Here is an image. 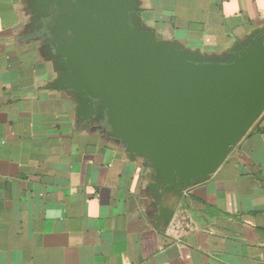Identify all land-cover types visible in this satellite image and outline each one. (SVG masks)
I'll return each instance as SVG.
<instances>
[{
	"label": "crops",
	"instance_id": "crops-1",
	"mask_svg": "<svg viewBox=\"0 0 264 264\" xmlns=\"http://www.w3.org/2000/svg\"><path fill=\"white\" fill-rule=\"evenodd\" d=\"M47 7L0 0V264H264V114L207 182L153 188L63 88ZM137 18L221 60L264 35V0H137Z\"/></svg>",
	"mask_w": 264,
	"mask_h": 264
},
{
	"label": "water",
	"instance_id": "water-1",
	"mask_svg": "<svg viewBox=\"0 0 264 264\" xmlns=\"http://www.w3.org/2000/svg\"><path fill=\"white\" fill-rule=\"evenodd\" d=\"M42 1L59 9L50 31L70 68L63 88L153 168V188L207 182L264 114V35L205 59L141 28L137 0Z\"/></svg>",
	"mask_w": 264,
	"mask_h": 264
},
{
	"label": "flooded vegetation",
	"instance_id": "flooded-vegetation-1",
	"mask_svg": "<svg viewBox=\"0 0 264 264\" xmlns=\"http://www.w3.org/2000/svg\"><path fill=\"white\" fill-rule=\"evenodd\" d=\"M61 2L65 3V5L67 6V8H69L70 6L68 5L67 3V0H60ZM76 0H73V2H75ZM48 4V2H47ZM59 16V9H58V6L56 4H53V5H50L48 4V7H47V17H48V20L53 23V20L55 18H58ZM97 116V115H96ZM98 117V116H97ZM98 118H101V120L99 122H96V124L99 125V127H101L105 122H104V119L103 117H98ZM101 125V126H100ZM103 130L107 129L106 125L104 124L103 125ZM102 128V127H101Z\"/></svg>",
	"mask_w": 264,
	"mask_h": 264
}]
</instances>
